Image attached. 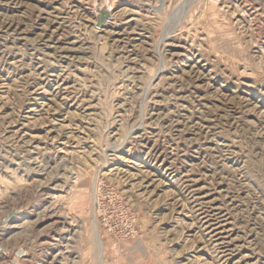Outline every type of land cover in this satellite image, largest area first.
I'll return each mask as SVG.
<instances>
[{
  "label": "rangeland",
  "instance_id": "374dc122",
  "mask_svg": "<svg viewBox=\"0 0 264 264\" xmlns=\"http://www.w3.org/2000/svg\"><path fill=\"white\" fill-rule=\"evenodd\" d=\"M0 246L264 264V0H0Z\"/></svg>",
  "mask_w": 264,
  "mask_h": 264
},
{
  "label": "built area",
  "instance_id": "2783aa9c",
  "mask_svg": "<svg viewBox=\"0 0 264 264\" xmlns=\"http://www.w3.org/2000/svg\"><path fill=\"white\" fill-rule=\"evenodd\" d=\"M2 222H6V218H4ZM8 250L0 246V264H22L21 260L16 255L10 256Z\"/></svg>",
  "mask_w": 264,
  "mask_h": 264
},
{
  "label": "bare ground",
  "instance_id": "6f19581e",
  "mask_svg": "<svg viewBox=\"0 0 264 264\" xmlns=\"http://www.w3.org/2000/svg\"><path fill=\"white\" fill-rule=\"evenodd\" d=\"M110 14H108V16H109ZM39 167V166H38ZM41 167V166H40ZM29 172V171H28ZM13 220H10V222H12ZM20 221V220H19ZM22 221V220H21ZM19 223V222H18ZM27 224V223H26ZM11 227H13V229H18V228H20V225H16V226H11ZM11 227L9 228L10 230H11ZM9 229H6V231L8 232V231H10ZM5 233V232H4Z\"/></svg>",
  "mask_w": 264,
  "mask_h": 264
},
{
  "label": "water",
  "instance_id": "95a60500",
  "mask_svg": "<svg viewBox=\"0 0 264 264\" xmlns=\"http://www.w3.org/2000/svg\"><path fill=\"white\" fill-rule=\"evenodd\" d=\"M102 14H103V15H102L103 17H102V19H101V21H100L101 23L104 21V18H107V17H108V13H107V12H102ZM9 217H10V216H9Z\"/></svg>",
  "mask_w": 264,
  "mask_h": 264
}]
</instances>
